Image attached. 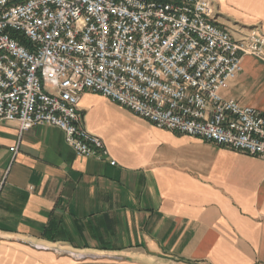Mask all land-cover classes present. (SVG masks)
<instances>
[{
  "label": "crops",
  "instance_id": "obj_1",
  "mask_svg": "<svg viewBox=\"0 0 264 264\" xmlns=\"http://www.w3.org/2000/svg\"><path fill=\"white\" fill-rule=\"evenodd\" d=\"M215 3L234 38L264 32V0ZM242 63L222 95L264 110V60ZM80 108L116 164L78 155L58 126L0 125V264H264V158L92 91Z\"/></svg>",
  "mask_w": 264,
  "mask_h": 264
},
{
  "label": "built area",
  "instance_id": "obj_2",
  "mask_svg": "<svg viewBox=\"0 0 264 264\" xmlns=\"http://www.w3.org/2000/svg\"><path fill=\"white\" fill-rule=\"evenodd\" d=\"M219 17L215 0H0V125L58 126L78 155L116 164L84 124L92 91L160 128L264 158V110L222 95L244 56L264 60V32L236 39Z\"/></svg>",
  "mask_w": 264,
  "mask_h": 264
}]
</instances>
